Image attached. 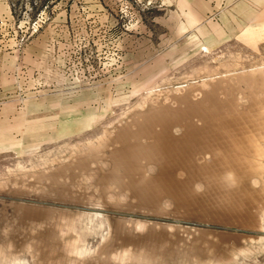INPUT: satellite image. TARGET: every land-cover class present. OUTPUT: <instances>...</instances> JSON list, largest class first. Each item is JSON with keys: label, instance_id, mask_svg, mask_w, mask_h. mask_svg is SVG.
I'll list each match as a JSON object with an SVG mask.
<instances>
[{"label": "rangeland", "instance_id": "obj_1", "mask_svg": "<svg viewBox=\"0 0 264 264\" xmlns=\"http://www.w3.org/2000/svg\"><path fill=\"white\" fill-rule=\"evenodd\" d=\"M140 263L264 264V0H0V264Z\"/></svg>", "mask_w": 264, "mask_h": 264}, {"label": "bare ground", "instance_id": "obj_2", "mask_svg": "<svg viewBox=\"0 0 264 264\" xmlns=\"http://www.w3.org/2000/svg\"><path fill=\"white\" fill-rule=\"evenodd\" d=\"M159 146H160V145H159ZM166 146H167V144H166ZM172 147H173V146H172ZM176 147H177V146H176ZM162 148H164V147H162ZM177 148H178V147H177ZM139 149H140V148H139ZM142 149H143V151L141 150V152H144V148H142ZM151 149H152V148H151ZM158 149H159V148H158ZM174 149H176V148L174 147ZM178 149H179V148H178ZM149 150H150V148H149ZM165 150H166V149H165ZM165 150H164V153H165ZM169 150H170V148H169ZM131 151H132V150H131ZM153 151H154V154H155L156 151H155V150H153ZM167 151H168V150H167ZM136 152H137V151H136ZM136 152H135V149H134L133 154H134V153L136 154ZM150 152H151V151H150ZM157 152H158V150H157ZM124 153H125V152H124ZM130 153H132V152H130ZM130 153L127 152L125 155H130ZM137 153H139V151H138ZM147 153H148V152H147ZM151 153H152V152H151ZM166 153H167V152H166ZM135 154H134L133 156H135V157H136V156H140V154H139V155H135ZM142 154H143V153H142ZM167 154H168V153H167ZM121 155H122V154H121ZM149 155H150V154H149ZM123 156H124V155H122V157H123ZM130 156H131V157H130ZM130 156H129L130 159H132V158H133L132 155H130ZM141 156H142V155H141ZM144 156H145V154H144ZM126 157H127V156H126ZM129 157H128V158H129ZM149 157H150V156H149ZM153 157H154V156H153ZM136 158H137V157H136ZM161 159H162V158H161ZM170 160H171V159H170ZM172 160H173V158H172ZM126 161H127V160H126ZM176 161H177V160H176ZM127 163H128V162H127ZM162 163H164V161H162ZM178 163H179V162H178ZM130 164H131V161H130ZM130 164H129V165H130ZM129 165H128V166H129ZM131 165H133V162H132ZM131 165H130V166H131ZM135 165H136V163H135ZM133 171H134V170H133ZM162 178H163V177H162ZM141 180H143V179H140L139 181H141ZM156 180L158 181V179H156ZM166 180H169V179H166ZM164 181H165V180H164ZM169 181H170V182H169ZM169 181H166V182H167V183H168V182L171 183V180H169ZM142 182H144V181H141V183H140V182H138V183L142 184ZM138 183L136 182V184H138ZM145 183L147 184V182H145ZM145 183H144V185H145ZM151 183H154V182H151ZM157 183L159 184V181H158ZM161 183H162V182H161ZM167 183H166V184H167ZM169 183H168V184H169ZM172 183H174V182H172ZM172 183H171V184H172ZM136 184H135V186H136ZM162 184H163V183H162ZM166 184H165V186H166ZM144 185L142 184V185H140V187H138V188H140L141 190L145 191L144 189H145L146 187H145ZM154 185H157L156 182L154 183ZM137 186H139V185H137ZM152 186H153V185H152ZM152 186H150V187L153 189ZM161 186H162V185H161ZM171 186L174 187V186H176V184H175V185L173 184V185H171ZM171 186H170V187H171ZM147 187H148V186H147ZM150 187H149V189H151ZM154 187H156V186H154ZM167 187H168V185H167ZM170 187H169V188H170ZM157 188H158V187H156V192H157V190H158ZM159 188L161 189L160 184H159ZM175 188H177V186L174 187L173 189H175ZM147 189H148V188H147ZM152 189H151V192H153ZM154 189H155V188H154ZM167 189H168V188H167ZM179 190H180V189H179ZM143 191H142V193H143ZM147 191H148V190H147ZM147 191H146V192H147ZM144 193H145V192H144ZM149 194H150V193H149ZM182 202H183L184 204H183V203H181V204H183V205H185V206H188V207H189L191 204H196V203H197V202H195L194 200H193V201H192V200H185V201L183 200ZM208 202H209V201H208ZM206 204H207V203H206ZM204 205H205V204H204ZM204 205H203V206H204ZM207 205H208V204H207ZM207 205H206V206H207ZM204 236H205V235H204ZM199 237H200V236H199ZM144 248H145V247H144ZM132 251H133V250H132ZM146 263H147V262H146ZM140 264H141V263H140ZM142 264H143V263H142Z\"/></svg>", "mask_w": 264, "mask_h": 264}]
</instances>
